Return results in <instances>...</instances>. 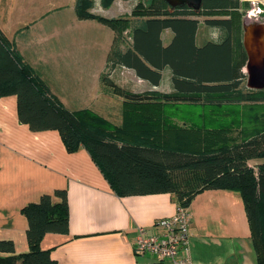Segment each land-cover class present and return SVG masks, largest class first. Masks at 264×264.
I'll list each match as a JSON object with an SVG mask.
<instances>
[{
	"label": "trees",
	"instance_id": "16d2710c",
	"mask_svg": "<svg viewBox=\"0 0 264 264\" xmlns=\"http://www.w3.org/2000/svg\"><path fill=\"white\" fill-rule=\"evenodd\" d=\"M83 3L76 0L78 17L107 24L118 40L109 57L110 69H132L151 86H159L167 70L171 90L133 92L102 74L101 82L123 100L121 124L113 125L89 110H69L31 75L0 29V96H16L18 119L31 130H57L68 152L85 148L118 196L170 193L177 203L188 206L206 189L238 192L258 263L264 264V110L237 140L231 137L230 125L180 122L165 108L264 103V89L245 86L240 0H202L198 12L187 5L171 8L164 0H145L131 11L134 21L94 15L84 10ZM201 23L219 30L220 39L198 45ZM167 29L172 37L165 45L162 33ZM126 30L129 41L123 35ZM54 195L60 200L43 194L22 207L28 251L15 254L11 240H0V264H58L50 249L40 247L46 233L69 230L66 191L56 190Z\"/></svg>",
	"mask_w": 264,
	"mask_h": 264
},
{
	"label": "crops",
	"instance_id": "0c3cea01",
	"mask_svg": "<svg viewBox=\"0 0 264 264\" xmlns=\"http://www.w3.org/2000/svg\"><path fill=\"white\" fill-rule=\"evenodd\" d=\"M75 3L0 0V29L20 62L67 109L96 112L120 125L123 100L101 82L107 67L94 54L98 45L103 46L98 40L101 32L112 38L113 31L93 19L78 18ZM170 32L162 33L165 45ZM118 69L132 70L113 68L106 75L114 83ZM165 73L169 86L165 91H170ZM135 78L146 83L145 90H160L161 84L151 86ZM56 190L66 191L69 230L46 233L40 247L50 249L58 264H151L153 256L134 252L135 227L151 231L157 219L173 215L177 206L170 193L118 196L85 148L68 152L57 130H31L18 119L16 96H0V240H11L15 254L28 251L22 207L43 194L59 201ZM186 207L191 264H259L238 192L206 189Z\"/></svg>",
	"mask_w": 264,
	"mask_h": 264
},
{
	"label": "rangeland",
	"instance_id": "374dc122",
	"mask_svg": "<svg viewBox=\"0 0 264 264\" xmlns=\"http://www.w3.org/2000/svg\"><path fill=\"white\" fill-rule=\"evenodd\" d=\"M140 1L144 2L145 0H84L83 7L85 11H88L89 13H92L94 15L102 16L106 19L130 17V19L134 21L135 17L130 16V14L133 8ZM239 12L241 14L239 18L240 20L239 27H240V31H242L243 33L244 21L256 20L258 22H264V0H240ZM80 19H89V18H80ZM200 19H202V17ZM95 21L96 23L113 31V29L107 24L102 23L98 20ZM101 35L102 37L100 36L98 40L100 41V43H102L103 46L100 47L98 45L95 48L96 53L94 54L96 55L97 58H100L102 61H104L105 66L107 68L103 70L104 71L103 74L106 75L110 71H113V69H110L108 67V62H109V57L111 56L112 49L114 45L117 44L118 40H115L114 31L112 34V38H110L107 35V31L106 33L102 31ZM123 35L126 41H129L128 40V38L130 37L129 30H126ZM170 35H172L171 32L170 34L169 33L166 34V36L164 37L166 41L169 39ZM221 36L222 35L219 30L214 28H209L205 26L203 23H201L197 31V42L198 44H201L206 40H218L220 39ZM123 45L124 43L122 42V46ZM243 71L246 73L245 66L243 67ZM116 72L118 73V78H119V79H115L117 82L113 79L116 83H121L123 84L124 87H127L128 89H138L142 91L147 88L145 82H141L140 80H137V78H135L136 75L134 71L118 69V71ZM245 86H246V80H245ZM110 88L112 89V87ZM168 88L169 86H168L167 74L165 73L164 79L160 85V90L165 91L168 90ZM263 105H264L263 102L251 100L249 102L240 103L239 105H230V106H222V107L201 106L196 110H192V109L190 110V108H188V105L185 104H168L167 106H165V108L167 113H169L170 117L175 120L180 121V119L181 120L187 119L189 121L193 119L192 121H195V123L197 124L202 123L208 125H220V124H226L228 126L230 125L233 128L231 130V137H235L237 140H240L241 138L240 135L241 133H243V130H247L253 127L252 125L255 122H257V120L259 119L256 118L255 116L260 114L262 110H264ZM122 109H123V101H122ZM201 115L203 117H201ZM251 163L255 164L254 162H250V164Z\"/></svg>",
	"mask_w": 264,
	"mask_h": 264
},
{
	"label": "built area",
	"instance_id": "2783aa9c",
	"mask_svg": "<svg viewBox=\"0 0 264 264\" xmlns=\"http://www.w3.org/2000/svg\"><path fill=\"white\" fill-rule=\"evenodd\" d=\"M189 227L188 209L177 203L175 213L157 219L153 230L135 227L134 252L153 256L151 264H191Z\"/></svg>",
	"mask_w": 264,
	"mask_h": 264
},
{
	"label": "water",
	"instance_id": "95a60500",
	"mask_svg": "<svg viewBox=\"0 0 264 264\" xmlns=\"http://www.w3.org/2000/svg\"><path fill=\"white\" fill-rule=\"evenodd\" d=\"M171 8L181 5L199 11L202 0H164ZM242 44L246 52V87L264 89V22L244 21Z\"/></svg>",
	"mask_w": 264,
	"mask_h": 264
},
{
	"label": "clouds",
	"instance_id": "9594fccd",
	"mask_svg": "<svg viewBox=\"0 0 264 264\" xmlns=\"http://www.w3.org/2000/svg\"><path fill=\"white\" fill-rule=\"evenodd\" d=\"M258 11V10H257Z\"/></svg>",
	"mask_w": 264,
	"mask_h": 264
}]
</instances>
